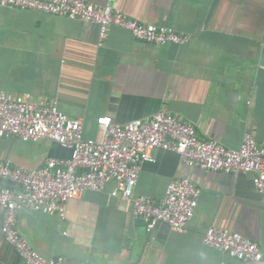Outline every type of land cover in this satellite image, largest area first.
Masks as SVG:
<instances>
[{
	"label": "crops",
	"instance_id": "crops-1",
	"mask_svg": "<svg viewBox=\"0 0 264 264\" xmlns=\"http://www.w3.org/2000/svg\"><path fill=\"white\" fill-rule=\"evenodd\" d=\"M133 19L188 35L184 44L139 40L125 28L100 26L35 9L0 5V87L15 95L54 101L83 122L84 136L101 135L99 119L126 125L165 110L194 124L204 139L232 148L250 132L264 143V0H85ZM141 169L136 194L163 198L171 180L192 177L201 187L194 217L177 231L160 223L148 232L132 203L112 195L109 181L67 203L65 218L23 207L18 228L47 258L63 264H264L205 245L207 229L236 230L264 252V195L248 172L225 173L184 165L178 153L155 149ZM71 151L51 139H0V157L39 168ZM22 190L0 177V189ZM0 262L27 264L5 239Z\"/></svg>",
	"mask_w": 264,
	"mask_h": 264
},
{
	"label": "built area",
	"instance_id": "built-area-1",
	"mask_svg": "<svg viewBox=\"0 0 264 264\" xmlns=\"http://www.w3.org/2000/svg\"><path fill=\"white\" fill-rule=\"evenodd\" d=\"M0 5L97 23L100 44L111 25L128 29L139 40L159 45L190 40L172 27L133 19L111 2L101 5L85 0H0ZM99 124L101 135L86 138L82 120L67 115L56 102L36 100L29 94H11L0 87V139L12 136L36 142L47 138L71 151L70 157L47 158L39 168L14 165L0 157V177L22 187L20 191L0 189L4 213L1 230L27 264H63V257L47 258L32 246L18 228L21 208L30 207L64 219L69 200L88 190L100 191L112 180L118 183L112 195L132 203L135 218L145 223L148 232L160 223L177 231L185 229L195 215L202 191L192 177L171 180L159 201L150 195L136 194L142 166L157 160L155 149L178 153L188 167L251 173L255 187L264 195V143L250 132L244 134L239 148L228 147L218 140L202 138L193 123L165 110L133 119L126 125L114 122L112 117L100 118ZM203 241L244 261L264 260L258 242L233 229L211 226Z\"/></svg>",
	"mask_w": 264,
	"mask_h": 264
}]
</instances>
